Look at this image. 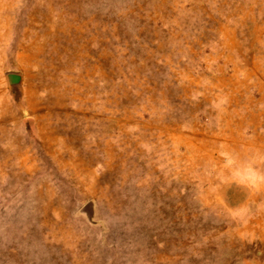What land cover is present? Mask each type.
Returning a JSON list of instances; mask_svg holds the SVG:
<instances>
[{"label": "rangeland", "instance_id": "1", "mask_svg": "<svg viewBox=\"0 0 264 264\" xmlns=\"http://www.w3.org/2000/svg\"><path fill=\"white\" fill-rule=\"evenodd\" d=\"M254 169L264 0H0V264H264Z\"/></svg>", "mask_w": 264, "mask_h": 264}, {"label": "water", "instance_id": "2", "mask_svg": "<svg viewBox=\"0 0 264 264\" xmlns=\"http://www.w3.org/2000/svg\"><path fill=\"white\" fill-rule=\"evenodd\" d=\"M8 79L11 83V86L14 88L16 86V84H18L20 82L21 77L19 75H15V74H9Z\"/></svg>", "mask_w": 264, "mask_h": 264}, {"label": "crops", "instance_id": "3", "mask_svg": "<svg viewBox=\"0 0 264 264\" xmlns=\"http://www.w3.org/2000/svg\"><path fill=\"white\" fill-rule=\"evenodd\" d=\"M252 174L255 176V175H258V174H264V173H262V172H260V171H258V170H256V169H254L253 170V172H252ZM248 175V174H247ZM249 188H250V195H251V198H249L248 200H247V202L251 199H255V197L253 198L252 196H254L256 193H257V191L255 190V187H253V186H249Z\"/></svg>", "mask_w": 264, "mask_h": 264}]
</instances>
